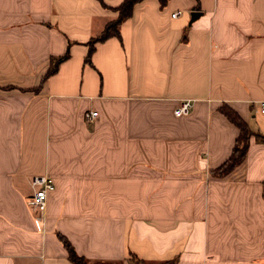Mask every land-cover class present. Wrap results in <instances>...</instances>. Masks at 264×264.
Returning <instances> with one entry per match:
<instances>
[{"label":"crops","instance_id":"1","mask_svg":"<svg viewBox=\"0 0 264 264\" xmlns=\"http://www.w3.org/2000/svg\"><path fill=\"white\" fill-rule=\"evenodd\" d=\"M122 1L0 0V264H264V0H141L86 61Z\"/></svg>","mask_w":264,"mask_h":264},{"label":"trees","instance_id":"2","mask_svg":"<svg viewBox=\"0 0 264 264\" xmlns=\"http://www.w3.org/2000/svg\"><path fill=\"white\" fill-rule=\"evenodd\" d=\"M139 1L141 0H123L120 4L114 7V9L118 12V15L113 20L107 23L106 27L99 35L94 36L89 41L90 47L86 56V61L91 60L92 53L95 50L96 42L104 40L110 36L121 35L119 29L121 22L131 16L135 3ZM160 2L162 5H165L168 0H160ZM69 55L70 51L68 49L65 54L58 57H53L48 73H53L58 68L59 64L64 59L69 57ZM222 111L231 119V121H233L238 126L240 133L236 139L230 157L214 170V173L218 176L227 175L245 159L249 148L250 138L254 134L249 124L241 117V115L237 111H235L228 105H224L222 107ZM256 135L259 137V139L264 141V134L258 133ZM59 236L63 241L66 249L68 250V256L73 264H90L89 259L84 255L79 254L73 243L64 234L60 233ZM133 260V264L144 263V261L138 260L136 257H134ZM163 264H175V261H166Z\"/></svg>","mask_w":264,"mask_h":264},{"label":"built area","instance_id":"3","mask_svg":"<svg viewBox=\"0 0 264 264\" xmlns=\"http://www.w3.org/2000/svg\"><path fill=\"white\" fill-rule=\"evenodd\" d=\"M180 11L173 13L176 16ZM193 100L185 98L176 106L174 112L176 115L187 114L191 111ZM261 110L264 112V100L260 103ZM98 115L97 110H89L85 117L87 121H93ZM32 193L27 198V203L36 215L37 220L43 219L48 206V198L51 191L55 189L53 178L48 174H37L31 178Z\"/></svg>","mask_w":264,"mask_h":264},{"label":"water","instance_id":"4","mask_svg":"<svg viewBox=\"0 0 264 264\" xmlns=\"http://www.w3.org/2000/svg\"><path fill=\"white\" fill-rule=\"evenodd\" d=\"M199 13L200 12L197 10L192 11V20L195 19V17H197L199 15Z\"/></svg>","mask_w":264,"mask_h":264}]
</instances>
